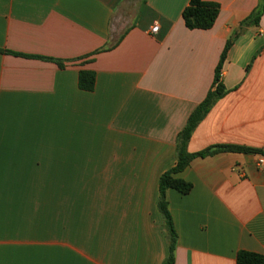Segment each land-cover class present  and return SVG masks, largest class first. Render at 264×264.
Wrapping results in <instances>:
<instances>
[{
	"label": "crops",
	"instance_id": "crops-1",
	"mask_svg": "<svg viewBox=\"0 0 264 264\" xmlns=\"http://www.w3.org/2000/svg\"><path fill=\"white\" fill-rule=\"evenodd\" d=\"M204 1L219 6L208 30L185 26L190 0H0V264H163L159 180L177 163L189 116L216 88L231 38L225 93L187 152L264 151V12L257 26H241L261 0ZM83 70L96 74L92 92L79 88ZM259 155L219 151L178 174L192 190L166 192L174 264H236L239 251L264 256ZM106 173L124 181L129 234L78 249V236L38 224V180Z\"/></svg>",
	"mask_w": 264,
	"mask_h": 264
},
{
	"label": "rangeland",
	"instance_id": "rangeland-1",
	"mask_svg": "<svg viewBox=\"0 0 264 264\" xmlns=\"http://www.w3.org/2000/svg\"><path fill=\"white\" fill-rule=\"evenodd\" d=\"M108 175L100 174L104 178L99 179L38 180V224L45 222L47 231L54 235L78 236L74 241L80 243L73 244L78 249L98 250L109 245L110 238L129 234L124 224V181L105 178Z\"/></svg>",
	"mask_w": 264,
	"mask_h": 264
},
{
	"label": "trees",
	"instance_id": "trees-1",
	"mask_svg": "<svg viewBox=\"0 0 264 264\" xmlns=\"http://www.w3.org/2000/svg\"><path fill=\"white\" fill-rule=\"evenodd\" d=\"M264 12V0H261L258 8L242 22L241 26L248 24L258 25L260 17ZM219 14V6L215 3L206 2L204 0H190L188 6L183 11V19L185 26L190 30H208L211 29ZM237 36V35H236ZM234 38L227 41L224 51L221 55L219 64L216 68L214 84L216 88L211 90L204 101L196 107V109L189 116L185 128L178 136V160L176 165L170 170L163 173L159 180V199L158 209L164 218V223L168 232V258L163 264H174V252L177 244V232L174 226L172 214L168 208L166 199V192L168 189H173L181 194H188L192 190V184L181 178L178 174L182 173L190 164V162L197 157H206L215 154L219 151L224 152H254L264 156V151L248 149L236 146H224L212 151L205 150L200 153L190 154L187 152V145L197 124L203 119L212 104L221 98L225 89L221 82V72L227 52L233 44ZM61 64V63H60ZM96 83V74L93 71L83 70L79 74L78 85L79 88L88 92L94 91ZM236 264H264V256L249 252L239 251L237 254Z\"/></svg>",
	"mask_w": 264,
	"mask_h": 264
},
{
	"label": "built area",
	"instance_id": "built-area-1",
	"mask_svg": "<svg viewBox=\"0 0 264 264\" xmlns=\"http://www.w3.org/2000/svg\"><path fill=\"white\" fill-rule=\"evenodd\" d=\"M159 27L158 25L152 27L151 29V32L152 33H156L158 31ZM256 166L259 168V169H262L264 170V156L263 155H259L257 160H256Z\"/></svg>",
	"mask_w": 264,
	"mask_h": 264
}]
</instances>
